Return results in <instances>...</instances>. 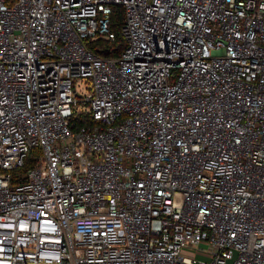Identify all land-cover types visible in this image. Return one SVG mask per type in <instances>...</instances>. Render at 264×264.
Returning <instances> with one entry per match:
<instances>
[{"label": "built area", "instance_id": "built-area-1", "mask_svg": "<svg viewBox=\"0 0 264 264\" xmlns=\"http://www.w3.org/2000/svg\"><path fill=\"white\" fill-rule=\"evenodd\" d=\"M0 264H264V0H0Z\"/></svg>", "mask_w": 264, "mask_h": 264}, {"label": "trees", "instance_id": "trees-1", "mask_svg": "<svg viewBox=\"0 0 264 264\" xmlns=\"http://www.w3.org/2000/svg\"><path fill=\"white\" fill-rule=\"evenodd\" d=\"M122 17H123L122 16V9L120 7L114 8V13L112 15V22H113L112 23V30L114 31L115 36H116L115 41L111 45L106 43V42H103V41H95V42L89 44V47L91 49H93L95 53H97L100 56H104L103 51L112 46L113 50H114L113 54L117 55L124 48L125 44H124L123 39L120 36V25L122 22ZM86 121H87L86 118L79 117L78 118V126L83 124ZM38 152H39L38 150L31 151V153H30L31 156L27 159V162L24 165V167L15 170L14 174L15 175H24L28 171V169L32 166L31 157L34 155H38Z\"/></svg>", "mask_w": 264, "mask_h": 264}, {"label": "rangeland", "instance_id": "rangeland-1", "mask_svg": "<svg viewBox=\"0 0 264 264\" xmlns=\"http://www.w3.org/2000/svg\"><path fill=\"white\" fill-rule=\"evenodd\" d=\"M80 89V92L82 93V92H84V89L83 88H79ZM195 252H194V250H189V249H184L183 250V254L184 255H188V256H194L195 254H194ZM201 253V252H200Z\"/></svg>", "mask_w": 264, "mask_h": 264}, {"label": "water", "instance_id": "water-1", "mask_svg": "<svg viewBox=\"0 0 264 264\" xmlns=\"http://www.w3.org/2000/svg\"><path fill=\"white\" fill-rule=\"evenodd\" d=\"M107 53V52H106Z\"/></svg>", "mask_w": 264, "mask_h": 264}]
</instances>
